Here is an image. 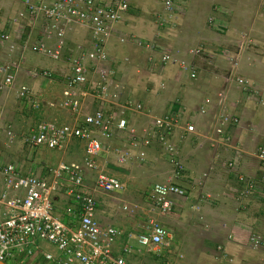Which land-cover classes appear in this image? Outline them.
I'll return each mask as SVG.
<instances>
[{
	"label": "crops",
	"instance_id": "crops-1",
	"mask_svg": "<svg viewBox=\"0 0 264 264\" xmlns=\"http://www.w3.org/2000/svg\"><path fill=\"white\" fill-rule=\"evenodd\" d=\"M137 2L140 3H130L129 11L117 22L107 46L115 80L128 98L143 100L152 114H164L174 104L182 107L185 123H193L196 133H187L181 128L172 136L185 165L182 176L175 175L164 148L158 143L148 148L146 164L141 168L129 164L120 166H130L132 173L146 178V184L154 179L155 182H175L187 189L186 197H174V207L179 208L188 198V203H193V215L197 217L190 231L196 233V228L202 225L198 218L203 220V226L209 225L208 234L202 235L201 245L206 244V237L218 241L222 233L228 234L224 241L218 242L225 246L223 250L228 257H224L221 250L219 254L216 251L214 264H225V261L264 264V250L253 249L248 242L253 231L264 233V163L256 154L264 143V0H179L172 12H167L160 0V3L154 0ZM23 12L24 0H0V31L9 35L8 40L0 36V64L11 59L19 64L14 87L0 92V112L19 118L31 114L24 103L26 100L19 96L20 87L30 86L37 99L47 103L45 95L53 93L58 82L62 83L61 92L57 93L61 96L69 72L68 58L76 54L80 45H90V32L74 27L68 34V39L74 42L72 51L66 44L60 60L44 54L40 56L42 54L32 51V45L44 42L54 47L57 40L47 37L43 18L34 19L26 13L21 16ZM122 37L128 40L121 42ZM131 37L153 42L158 48L155 51L143 48L132 42ZM196 49L201 53H195ZM164 50L174 52L177 59L191 62L197 71L196 79H192L179 63L149 62L150 53L159 55ZM152 65L158 67L154 69ZM46 70L53 72V76H45L42 72ZM238 77L250 79L253 89H244L237 82ZM94 103L93 109H96L99 103ZM104 107L111 108V105ZM25 111H28L26 115ZM225 114L235 115L240 120L236 125L224 126L219 134L217 127L221 124V115ZM131 120L138 127L151 122L145 114H134ZM119 141V138L112 140V144L115 146ZM72 146L66 152L59 151L62 153L60 161H73ZM0 148L6 149L1 137ZM228 161H235L236 171L228 166ZM100 163L106 170L113 167L117 172L119 165L112 156L104 154ZM211 167L213 169L205 178L204 172ZM239 175L253 179L258 185L248 196ZM2 187L0 179V191ZM99 194L114 197L97 192L101 207ZM125 199L128 201L127 197ZM60 200L62 197L58 202ZM114 201L117 204L115 213L110 207L98 209L103 223H114L126 231L146 224L147 216L136 223L132 218L136 213H144L142 208L135 209L133 214H117L118 200ZM3 213L0 207V219ZM186 244L187 238L182 239L177 248L186 247ZM194 256L182 259L180 264H209L207 259Z\"/></svg>",
	"mask_w": 264,
	"mask_h": 264
},
{
	"label": "built area",
	"instance_id": "built-area-1",
	"mask_svg": "<svg viewBox=\"0 0 264 264\" xmlns=\"http://www.w3.org/2000/svg\"><path fill=\"white\" fill-rule=\"evenodd\" d=\"M178 2L163 0L165 10L174 11ZM24 4L25 12L21 16L26 13L34 19L43 18L47 37L57 40L54 47L36 43L31 46L32 51L60 60L74 27L90 32V45H80L76 54L68 58L69 72L62 94L47 102V106L61 109L63 120L44 118L20 138L33 150L47 147L66 152L74 141L82 142L84 150L81 161L63 159L45 177L35 171L25 172L16 161L5 158L0 148L3 183L0 207L4 210L0 219V264H149L142 260L147 256L159 259L160 264H180L185 258L174 243L173 232L154 213L147 216V226L144 223L134 231L103 223L98 216L97 192L113 194L118 200L117 214H133L138 207L123 197L134 179L125 181L107 172L100 163L104 154L112 156L118 165L141 168L146 164L148 148L158 143L164 148L175 175L182 176L185 165L172 136L181 128L196 133L193 123H185L182 107L174 104L166 113L153 115L144 102L125 98L123 87L116 82L107 46L117 22L130 9L129 0H24ZM0 36L9 39L3 31ZM130 40L149 50L158 48L150 41L135 37ZM194 52L201 53L200 49ZM148 60L151 64L179 63L192 79L197 77L191 62L177 59L167 50L159 55L150 53ZM18 69L14 59L0 64V92L14 87ZM42 73L51 75L47 70ZM237 82L244 89H253L246 77H238ZM19 96L34 108H41L43 101L37 99L30 86H21ZM95 101L99 106L93 109ZM110 105L111 108L104 107ZM134 114L148 115L151 122L138 127L131 120ZM7 116L5 111L0 112V137L4 134L6 143L12 145L19 138ZM239 120L235 115H221L217 132L221 134L224 126L236 125ZM117 138L119 145L114 146L112 140ZM256 154L264 163V143ZM228 166L236 171L235 161H228ZM212 169L203 176L207 178ZM238 177L245 184L246 196L256 190V181L244 175ZM187 193L178 183L155 182L147 199L151 211L163 216L173 209L174 197H186ZM58 196L64 200L61 208ZM46 242L58 252L49 250ZM248 242L253 249L264 250V233L249 234ZM219 250L228 257L222 245Z\"/></svg>",
	"mask_w": 264,
	"mask_h": 264
},
{
	"label": "rangeland",
	"instance_id": "rangeland-1",
	"mask_svg": "<svg viewBox=\"0 0 264 264\" xmlns=\"http://www.w3.org/2000/svg\"><path fill=\"white\" fill-rule=\"evenodd\" d=\"M154 1H158L159 0H154ZM163 3V0H160ZM129 3H140L137 2V0H129ZM157 3V2H155ZM160 3V2H159ZM182 3V2H180ZM70 41L69 39H67V44L69 45V47H71V51H72V47H73V41H71V45H70ZM168 51V50H167ZM32 53V52H31ZM171 54H175L174 52H170ZM36 53H34L35 55ZM29 55V54H28ZM37 55V54H36ZM35 55V56H36ZM40 56H43L40 55ZM174 57L177 58L176 54L174 55ZM129 61L126 59V62ZM152 68L156 69L158 66H151ZM68 70V69H67ZM67 70L65 72H67ZM50 72V71H49ZM53 72H51L50 76L47 77H52ZM115 75V74H114ZM116 78V75L114 76ZM56 88L53 90V93H51L50 95L46 94L45 99L47 102L54 100V98H59V96L57 95V93L61 92L62 89V83L59 84L58 82L55 84ZM124 93V92H123ZM124 97L128 98L126 96V94L124 93ZM39 100H41V98H39ZM135 100H140V99H135ZM143 101V100H142ZM26 105V108L28 110H30L31 114L29 116H21L19 118V116L15 115L14 117H12L10 115V113H7V118L10 120V123L12 124L13 128L15 129V131L18 134V140L16 143L12 144V145H8L6 143L4 134L1 135V140L2 143L5 144L6 149L2 150L3 154H5V158H7L8 160H13L16 161L21 168H23V170L29 171V172H39L44 174L45 172H47L46 175L51 174V171L53 169L54 166H57V164L60 162V158L62 157V153L57 151V150H53L47 147H40L38 149H32L31 147L27 146L20 138V135L23 132H26L30 127L34 126L38 121L46 118V119H53L56 120L57 118H60V114H61V109H55L52 107L47 106V103H42L41 104V108L40 109H36L34 108L28 101L24 102ZM146 104V103H145ZM23 105V106H25ZM28 111H25V115L27 114ZM63 115V114H62ZM153 115H162V114H156L153 113ZM60 120H63L62 118ZM120 142V141H119ZM118 142V145H119ZM72 148H71V157L72 160H77L80 159L83 155V150H84V144L82 142H78V141H74L72 144ZM68 160V159H67ZM113 161V160H112ZM102 162V161H101ZM109 162V161H108ZM114 164V162H113ZM110 169H105L107 172L112 173V174H117V176L121 177L123 180L128 181L129 179H134L131 180L130 184L128 185L127 190L124 192L123 196L128 198L129 202H134L133 205L137 206L136 203H138V207H136L135 209H143V211H145L144 213H136L132 218L134 219L135 223L139 222L141 217L144 216H148L149 214L154 213L169 229H171V231L173 232V237H174V243L177 245L182 239H186L187 238V246H183L179 253H183L184 254V258H190L193 255L194 258L198 259H207L209 264H214L216 261L214 259L215 257V252L217 251L219 254V245H223L221 243H218L220 241H224V236H228V234H224L222 233L223 237H221L218 241L214 240V238H209L206 237V244L203 246L202 244V235L206 236L208 233H206V231H208L209 229V225L206 223L203 226V220L198 218V223H201L202 225L199 226V228H196V233L190 231V227L193 223V220L195 218L196 220V216L193 215V210L191 208V206L193 205V203L190 201V203H188V198H186V202L183 200L180 204H179V208L173 207V209L166 213L165 216L167 215V217L164 216V219H162V215H159L157 213V211H151V204L147 199V195L148 192L150 191V187L153 183H155V180L151 179V181L146 184L144 182V180H146V178L144 179L143 176H140L136 173H132L131 170L129 168H131L130 166L127 168L125 166H116L117 168V172H115L114 168L109 167ZM151 183V184H150ZM99 200H100V204L102 205L99 206V208L102 209L103 208H107L110 207V210H114L115 213V209L117 204H115V198L112 196H108V195H103V194H99ZM59 206L60 208L63 207V202L62 200L59 201ZM106 210V209H103ZM108 211V209H107ZM102 213V212H101ZM103 214V213H102ZM104 214H106L104 212ZM132 219V220H133ZM194 223L196 224V222L194 221ZM148 224H146L145 226H147ZM194 225V224H193ZM203 226V227H202ZM139 229V228H138ZM186 231V232H185ZM209 232V231H208ZM258 231H253V233H256ZM260 233V232H259ZM216 236V235H213ZM217 238H219L218 236H216ZM218 243V244H217ZM49 250L53 251V252H58V249L53 246L50 243H44ZM223 248H225V246L223 245ZM194 253V254H193ZM213 257V258H212ZM183 259V258H182ZM183 259V260H186ZM212 261H209L211 260ZM143 261H145L144 263H149V264H160V260L155 258V257H145L144 259H142ZM183 264H188V263H183ZM225 264H229L228 262L225 261Z\"/></svg>",
	"mask_w": 264,
	"mask_h": 264
},
{
	"label": "clouds",
	"instance_id": "clouds-1",
	"mask_svg": "<svg viewBox=\"0 0 264 264\" xmlns=\"http://www.w3.org/2000/svg\"><path fill=\"white\" fill-rule=\"evenodd\" d=\"M251 234V233H250ZM222 247H223V245H222Z\"/></svg>",
	"mask_w": 264,
	"mask_h": 264
}]
</instances>
